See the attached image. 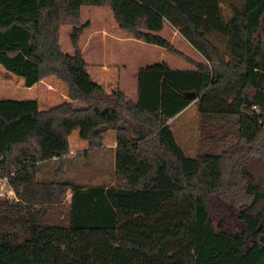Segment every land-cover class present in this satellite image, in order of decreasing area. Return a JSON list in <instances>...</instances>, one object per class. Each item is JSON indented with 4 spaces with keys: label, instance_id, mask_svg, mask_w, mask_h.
<instances>
[{
    "label": "trees",
    "instance_id": "16d2710c",
    "mask_svg": "<svg viewBox=\"0 0 264 264\" xmlns=\"http://www.w3.org/2000/svg\"><path fill=\"white\" fill-rule=\"evenodd\" d=\"M85 5L108 8L132 38L192 68L139 67L134 102L106 92L77 42ZM263 11L264 0H0V66L24 86L53 75L68 97L44 109L0 98V173H13L15 197H0V264H264V186L247 169L251 155L264 157ZM163 22L202 61L163 37ZM191 100L200 141L186 156L168 119ZM75 129L86 150L113 132L108 184L59 180L56 169L38 178ZM212 199L231 221L213 225Z\"/></svg>",
    "mask_w": 264,
    "mask_h": 264
},
{
    "label": "rangeland",
    "instance_id": "374dc122",
    "mask_svg": "<svg viewBox=\"0 0 264 264\" xmlns=\"http://www.w3.org/2000/svg\"><path fill=\"white\" fill-rule=\"evenodd\" d=\"M264 16V11H263ZM81 22L87 23V29L83 30L81 34V42H84V52L83 56L86 60H96L98 62L102 61V58L109 62H118V55L121 56L124 60H126L127 56L130 57L131 60H136L140 57L153 58L156 57L160 52L157 50L160 47L148 44L145 42H138L135 44L134 42L128 41H118V35L114 32L113 28V18L111 12L106 7L99 6H81L80 17ZM164 27L161 30V35L168 38V33L166 32L167 24H163ZM102 26L103 30H99V27ZM70 26L68 25H60L58 28V43L62 52L71 53V47L68 39V32ZM128 34V33H127ZM118 42L120 44H118ZM172 43L180 50L185 53L191 54L188 48L183 44L184 42H180L178 40H172ZM144 44V46H141ZM82 48V50H83ZM162 49V48H161ZM150 50V51H149ZM163 50V49H162ZM166 52V51H165ZM168 53V52H166ZM169 55H171L169 53ZM90 59V60H89ZM127 61V60H126ZM93 63H88V67L86 68L88 74L93 77H98L94 73V67L91 66ZM111 71V72H110ZM116 71L111 68L110 65L107 66L106 74L100 76V81L103 83L106 91L116 89L114 83L110 80L115 78ZM91 79H93L91 77ZM99 79V77H98ZM52 84V91L58 92L55 96L46 98L45 87L41 83H34L30 86L22 85V81L20 82L19 77L12 75L5 71L0 66V98H11V99H33L36 101L38 108L44 109L53 104L59 103L66 99V85L61 80L57 79L53 75H49L42 79L43 81H47ZM117 90V89H116ZM71 103L74 107H81L83 104L79 100H71ZM173 129V134L175 136V142L181 148L183 153L186 156H192L196 152L197 141L199 142L200 134L196 129V113L194 104L191 105L184 113L178 116L171 124ZM188 129H192L193 131V142L186 143V141H191L190 138H186L184 140L182 135L183 132H186L190 137L192 131L190 130L188 133ZM103 140L107 141L106 143H110V138L113 137V134L110 132H105L103 134ZM68 140L75 142V146L77 148H82L86 145L84 139L78 136V131L73 130L68 134ZM230 141V140H229ZM228 141V142H229ZM184 142V143H183ZM231 142V141H230ZM200 148L208 149L202 147L203 142H200ZM213 150H216L212 148ZM62 164L55 161L52 163V170H61L64 168V177H59L66 182L79 183V184H87V185H99L101 183H105L108 180H111L113 175V155L108 148H100L97 152L90 154H83L78 152V154L74 157L70 163L68 161H61ZM69 168V169H68ZM247 169L251 171L255 177V179L261 182V186H264V157H257L251 155L249 159V163L247 164ZM66 171V172H65ZM40 178H45L41 175ZM211 208L212 212L215 214L212 215L213 225L218 224H226V219L224 218L225 209L221 199H212L211 200ZM227 217V216H226ZM228 218V217H227ZM231 221L230 218H228Z\"/></svg>",
    "mask_w": 264,
    "mask_h": 264
},
{
    "label": "crops",
    "instance_id": "0c3cea01",
    "mask_svg": "<svg viewBox=\"0 0 264 264\" xmlns=\"http://www.w3.org/2000/svg\"><path fill=\"white\" fill-rule=\"evenodd\" d=\"M80 11H81V7H80ZM81 22V21H80ZM114 22V20H113ZM81 23H84V22H81ZM167 24V28H166V32L168 33L167 36L168 38H166L172 45H174L172 43V40H178L180 42H184L183 44H185V46L188 48V50L190 51L191 54H188V53H185L183 52L182 50L178 49L175 45V47L180 50L181 52H183L185 55H187L189 58H191L192 60H195V61H202V57L201 55L194 49L190 46V44H188L177 32L176 29H174L172 26H170L168 23L166 22H163L162 23V27H161V30L163 29L164 25L163 24ZM113 24V30L114 32L118 35V41H128V42H134L135 44H138V42H140V40H137L135 38H132L130 36V34L125 31V30H122L120 28H118L114 23ZM87 29V23L86 25L82 28L80 34H79V37H78V46H79V49H80V52H81V55H82V58L83 60L85 61L86 65L85 67L87 68L88 67V63H93L91 64L92 67H94V73L99 77L96 78V77H93L91 76L90 74V77H92L95 82H97L99 85L101 86H104L103 83L100 81V76L106 74V70H107V66L110 65L111 68L114 69V71H116V75H115V78L111 79L110 81L113 82L116 86V89L118 91H120L124 97L126 99H129L131 100L132 102H134L136 100V71L139 67L143 66V65H146V64H150L152 62H155V61H163L166 63V65L169 67V68H172V69H191L192 68V65L188 62H186L183 58H181L180 56H177L175 54H172L170 52L166 53L167 51L161 49V47L159 49H157L160 53L156 56V57H153V58H147L146 56L144 57H140L136 60H131L129 56H127L126 60H124L123 58H121L120 55H118V62H113V61H110L109 62H106L102 56H101V60L100 62L96 61V60H91V61H88L84 58L83 56V52H84V42L82 44L81 42V34L83 32V30H86ZM99 30H103V27L100 26L99 27ZM161 30L159 33H161ZM128 33V34H127ZM164 37V36H163ZM118 44H120L118 42ZM141 46H144V44H142ZM159 47V46H158ZM83 48V50H82ZM150 51V50H149ZM166 51V52H165ZM169 53L171 55H169ZM90 60V59H89ZM111 72V71H110ZM44 79V78H42ZM42 79H40L39 81L35 82V83H41L44 87H45V95H46V98L48 99L49 97H53L55 96L58 92H55L52 91V84L47 81H43L42 82ZM19 80L20 82L22 81V79L19 77ZM102 87L105 91L106 89ZM108 92V91H106ZM68 100V97L66 95V99L63 100V101H67ZM193 100H191L180 112H178L176 115H174L172 118H169L168 119V122H169V125H170V129L172 130V133H173V129L171 127V124L172 122L178 117L180 116L182 113H184V111H186L191 105H193ZM57 104V103H56ZM55 105V104H53ZM52 106V105H51ZM41 109V108H39ZM195 113H196V110H195ZM76 130V129H75ZM192 131V129H188V133L189 131ZM197 130V113H196V129ZM110 133L113 134L112 131H108ZM183 132V139L184 140H187L186 138H190L191 141H186V143H189V142H193V131H192V134L190 135V137H188L189 135L182 131ZM174 136V134H173ZM174 139H175V136H174ZM176 140V139H175ZM198 140V138H197ZM110 143H106L107 141L103 140L102 139V143L100 146L98 147H95V148H91L89 150H86L87 149V145L83 146L82 148H77L75 146V142L72 140L69 141L68 140V135H67V146H68V150H67V153L62 156V160L61 161H68L67 162V165L65 166V168L69 165L68 163H70L72 160H74V157L78 154V152L81 151V153L83 154H87L90 152V154H93L95 152H97L100 148H108L110 149V152L112 153L113 155V148H114V145H115V142L113 140V137L110 138ZM86 142V140H85ZM177 142V141H176ZM184 143V142H183ZM86 150V152L84 153V151ZM49 162H51V165H41L38 169V172H37V176L38 178L41 177V175H43L44 177H48L51 175V172L53 171L52 170V163L56 161L55 157H51L50 160H48ZM47 161V162H48ZM58 162L60 164H62V162ZM69 167V166H68ZM69 169V168H68ZM66 172V171H65ZM59 177H64V168L62 169V165H61V170H59ZM42 179V178H41ZM62 179V178H60ZM111 180H108L106 181L105 183H101L99 185H106L110 182ZM82 185H87V184H82ZM68 190L66 191V193L68 194Z\"/></svg>",
    "mask_w": 264,
    "mask_h": 264
},
{
    "label": "built area",
    "instance_id": "2783aa9c",
    "mask_svg": "<svg viewBox=\"0 0 264 264\" xmlns=\"http://www.w3.org/2000/svg\"><path fill=\"white\" fill-rule=\"evenodd\" d=\"M13 177V173L11 172L9 175L1 174L0 173V197H7V198H15L13 195V191L9 186V179Z\"/></svg>",
    "mask_w": 264,
    "mask_h": 264
},
{
    "label": "water",
    "instance_id": "95a60500",
    "mask_svg": "<svg viewBox=\"0 0 264 264\" xmlns=\"http://www.w3.org/2000/svg\"><path fill=\"white\" fill-rule=\"evenodd\" d=\"M184 95H185V96H193V92H191V91H190V92H185ZM141 137H142V136H141Z\"/></svg>",
    "mask_w": 264,
    "mask_h": 264
}]
</instances>
